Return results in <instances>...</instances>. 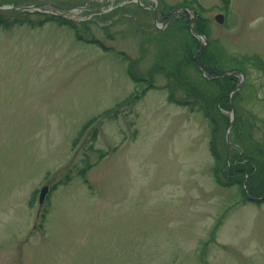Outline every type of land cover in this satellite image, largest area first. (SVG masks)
<instances>
[{"label": "rangeland", "instance_id": "rangeland-1", "mask_svg": "<svg viewBox=\"0 0 264 264\" xmlns=\"http://www.w3.org/2000/svg\"><path fill=\"white\" fill-rule=\"evenodd\" d=\"M86 1L85 11L65 14L89 21L79 26L85 38L112 50L78 39L74 29L53 20L0 28V264H264V202H243L239 186L215 181L209 120L197 108L168 100L169 82L179 99L195 97L176 81L180 61L168 62V75L159 62L158 55L173 54L182 30L188 32L176 17L162 33L160 13L156 21L134 0H0V6L39 4L43 14L26 17L39 22L51 8ZM188 1L162 3L171 10L188 7L196 15L189 29L197 30L201 20L217 67L244 64L239 131L229 134L235 150L263 149L254 138L264 144V0ZM128 57L153 83L138 97L142 86L128 75ZM188 70L190 77L183 70L181 80L199 86L208 106L211 84L199 85L198 78L212 77ZM113 107L116 116L98 118L72 144L88 121ZM237 107L212 113L224 119L222 113L234 115ZM88 163L95 165L86 182L78 171ZM59 180L65 183L47 203L39 204L37 194L32 205L35 190Z\"/></svg>", "mask_w": 264, "mask_h": 264}, {"label": "trees", "instance_id": "trees-1", "mask_svg": "<svg viewBox=\"0 0 264 264\" xmlns=\"http://www.w3.org/2000/svg\"><path fill=\"white\" fill-rule=\"evenodd\" d=\"M229 1L226 2L228 4ZM9 12H19L20 17H15L13 19H8V13ZM169 13V11L167 10ZM43 14L41 12H29V11H18L15 9H1L0 8V28L3 29H8L10 27H13L14 24H25L29 23L32 27L39 26L40 24H43L45 21L48 20H53L57 23L60 24H65L70 26L72 29H74L76 37L78 39L88 41V42H94L97 43V45H100L103 50H112L110 47L104 45L99 39H87L83 35L84 33L81 31L79 28L80 24H83L85 26H90L89 21H81L77 22L76 20L69 19L66 17H62L59 15H54V14H44L47 15L46 18L43 20H39V22H35L33 20H30L26 18L30 14ZM165 17H167V14H165ZM176 17L177 22L181 26H185V29L188 30V32L185 33V31L182 30L183 34H181L178 37V40L176 43H173L171 45V50L173 51V54L167 52L162 55V57L159 56V62L164 63V66L162 67L163 69L166 70L167 75L169 72L171 73L170 70L167 69V64L169 61H172L173 58H176V62H172L174 64H179L177 66V73H179V76L176 78V81H180V86L184 87L186 90L187 94L193 95L195 97L193 98H188V100L185 99H179L175 95V90L173 86V82L168 83V100L170 102L178 103L180 105H188L192 109L197 108L199 111H203L204 116L209 120L210 128H211V137L209 141L210 145V150L213 155L214 159V164L212 166V172L215 181L220 185L224 187H230V186H239L241 188V194L243 196L242 201H249L253 200L256 201L255 199H251L249 197L250 195L255 196V197H261L260 200H257L259 202H264V149L260 148L259 145L257 148L246 150L244 152V145H241V150L236 149L235 150V141L232 143L233 144V151L231 153V158L228 160V151H227V142L226 138L224 137L223 142L220 140L221 136L223 135V130L224 126L229 125L230 123V116L227 114H223L224 119L218 118L212 113L213 108L219 110L222 107L231 109V100L233 101L232 104L237 107V99L240 97V90H236L234 93H232V98L230 97L229 93L233 91L238 82L239 78L236 75L232 74H225L223 76H217L220 73H223L226 69H235V68H241L245 69L244 64H241L240 61L235 62V64H231L233 67L229 66H222L218 64V67L215 65V58L216 54L214 49L212 48V45L207 44L201 48V50L198 51L197 55H195L194 52L200 47V41L198 40L197 37L191 32V30L187 27V23L190 22V15L186 11H181L178 13ZM196 22L198 23L197 30L200 32L207 33V31L204 28H200V24L202 23L200 19H196ZM13 25V26H11ZM169 26V27H168ZM167 26V29L170 28L171 24ZM2 30V29H1ZM0 30V31H1ZM163 31V30H162ZM161 31V32H162ZM163 33V32H162ZM173 33V32H172ZM208 35V34H207ZM209 37V35H208ZM196 43H195V41ZM210 42V40L208 39ZM208 42V43H209ZM163 52V51H162ZM180 52L181 54L177 56L176 54ZM222 50L220 51V53ZM121 54L122 52H118ZM129 60V65H128V75L134 80L135 83L138 85L142 86V91L141 93H137L134 95V97H138L140 95H143L146 93V90L153 86L151 78H146L143 76L138 75L134 70H133V60L128 57ZM165 60V62H164ZM252 60L251 57H246L245 61L250 62ZM158 62V63H159ZM171 63V64H172ZM169 64V65H171ZM160 65V63H159ZM189 67H195L197 71H203L205 70L206 73L209 76H215L213 78H209L204 75H199L198 78V84L203 85L204 83H209L211 84V93H213L212 97L210 96L207 98L210 101V104L208 106H205L199 98H205L206 95L204 92H202L201 88L199 86H196L192 82H187L186 78L190 77V72H189ZM203 67V68H202ZM155 70V67L154 69ZM153 70L151 72H153ZM185 71L186 78L181 80L184 75L182 71ZM245 71V70H244ZM247 74V72H246ZM246 86L245 88L249 85L248 79L245 82ZM246 90V89H245ZM244 92V88L242 89V93ZM241 93V94H242ZM126 100V99H125ZM239 107L236 109V115L234 119V123L232 126V129L234 130L235 134L236 128L237 131H239V120L240 117L237 114ZM105 115H110V116H116L117 115V110L116 108H110L106 111H104L101 115L92 118L89 122H87L83 130H86L89 128L99 117L105 116ZM83 132V131H81ZM97 134V130L95 129L92 139L95 140ZM252 135V134H251ZM254 137V134H253ZM256 139V137L254 138ZM78 139H76L77 142ZM224 147V150H223ZM103 154V153H102ZM105 156V155H104ZM94 164L88 163V165L83 166V168L80 169L79 173L81 176L86 180L85 177L87 170L89 168H92ZM62 181H58V183L53 185V189L57 187L58 184H61ZM247 185L245 188L244 185Z\"/></svg>", "mask_w": 264, "mask_h": 264}, {"label": "water", "instance_id": "water-1", "mask_svg": "<svg viewBox=\"0 0 264 264\" xmlns=\"http://www.w3.org/2000/svg\"><path fill=\"white\" fill-rule=\"evenodd\" d=\"M27 7H28V6H21L20 8H21V9H27ZM30 7H33V6H30ZM222 17H223L222 14H219V15L216 16V18H217L219 21H222ZM194 33L198 34L196 31H194ZM47 190H48V187H46V186L42 189L41 197H40L41 201H43V199H44V195H45V193H46Z\"/></svg>", "mask_w": 264, "mask_h": 264}]
</instances>
